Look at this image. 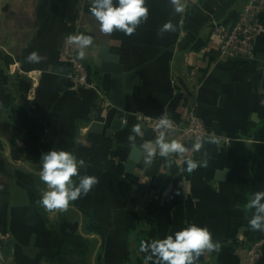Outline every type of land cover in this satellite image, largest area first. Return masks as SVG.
Here are the masks:
<instances>
[{
    "label": "crops",
    "instance_id": "1",
    "mask_svg": "<svg viewBox=\"0 0 264 264\" xmlns=\"http://www.w3.org/2000/svg\"><path fill=\"white\" fill-rule=\"evenodd\" d=\"M178 2L183 12H175L172 0H145L147 19L125 35L100 32L92 0H0V237L9 244L0 264H56L75 234L89 243L86 264H123L128 241L144 259L151 252H140L141 242L189 224L207 227L220 245L204 250L196 264H243L246 246L262 237L249 227L254 210L246 205L264 191V12L257 16L253 58L220 61L211 26L221 1ZM169 21L175 31L160 32ZM79 34L93 38L78 59L95 83L86 92L71 89L61 53L63 40ZM102 50L116 58L122 77L131 75L123 81L129 88L121 108L110 102L112 75L94 63ZM73 51L77 57L75 45ZM33 52L38 62L27 61ZM193 104L208 133L200 151L191 143L183 155L157 154L145 163L143 146L152 135L139 118L166 112L183 122ZM117 111L127 118L112 131ZM93 123L101 128L92 130ZM137 124L143 135L132 132ZM51 150L83 160L79 175L98 180L66 209L40 203L48 190L39 178L41 157ZM133 150L138 162L129 172ZM205 158L207 167L185 171V160ZM15 188L26 194V205H13ZM257 264H264V246Z\"/></svg>",
    "mask_w": 264,
    "mask_h": 264
},
{
    "label": "clouds",
    "instance_id": "2",
    "mask_svg": "<svg viewBox=\"0 0 264 264\" xmlns=\"http://www.w3.org/2000/svg\"><path fill=\"white\" fill-rule=\"evenodd\" d=\"M175 12L184 11V6L178 0H172ZM145 0H118L116 6L113 0H92L89 12L98 21L97 27L104 34H111L113 30L122 31L125 35H131L142 19H147L148 9L144 6ZM175 31L169 21L165 23L160 32ZM69 44L75 45L78 49L77 59H83L84 49L93 44V38L88 35H69ZM40 57L33 52L27 57L29 62H38ZM171 127V122L162 116L159 119L157 128ZM132 132L143 135L141 126H133ZM132 140V137H129ZM157 148L152 147V142H146L143 146L147 151L144 156L145 163H150L155 155L167 158L170 154H183L187 149L177 140L167 141L163 133L156 139ZM134 147L135 144L132 143ZM201 143L192 146L193 151H200ZM205 153V157H206ZM185 171L193 172L198 167H207V159L185 160ZM84 161L78 160L72 153L65 151L51 150L41 157L40 180L46 184L47 191L42 194L40 203L48 210L66 209L69 202L77 200L81 195H87L93 185L98 183L94 176L79 175L78 169L83 167ZM171 166V162H169ZM225 169L220 174L226 173ZM72 177H76L74 181ZM78 181V182H77ZM264 191H257L252 194L246 207L252 212L248 225L253 230L264 232ZM219 243L213 242L212 235L207 227H198L189 224L187 227L166 236L162 240H152L150 243L141 242L139 251L148 252L151 255L144 257V264L151 260L152 264H196L204 250L209 253L219 250Z\"/></svg>",
    "mask_w": 264,
    "mask_h": 264
},
{
    "label": "built area",
    "instance_id": "3",
    "mask_svg": "<svg viewBox=\"0 0 264 264\" xmlns=\"http://www.w3.org/2000/svg\"><path fill=\"white\" fill-rule=\"evenodd\" d=\"M261 12H264V0H247L235 22L229 24L214 22L212 24L211 36L216 42L217 55L220 61H243L253 58V45L257 34V16ZM61 53L70 65L68 78L71 81V89L75 91L93 89L95 83L84 65L76 58L73 45L67 42V37L63 40ZM162 116L171 122V127L157 128ZM139 121L150 131L152 147L157 149L158 146L155 141L161 133H163L165 140H177L184 146L200 143L208 137L206 128L196 113L195 104L187 109L183 122H177L166 112L157 117L141 116ZM218 140L221 141L222 139L219 138ZM3 240L4 238L0 237V241ZM263 246L264 234L245 249L243 264H256L262 255Z\"/></svg>",
    "mask_w": 264,
    "mask_h": 264
},
{
    "label": "trees",
    "instance_id": "4",
    "mask_svg": "<svg viewBox=\"0 0 264 264\" xmlns=\"http://www.w3.org/2000/svg\"><path fill=\"white\" fill-rule=\"evenodd\" d=\"M220 8L214 13L213 20L217 24H229L235 22L247 0H220ZM79 92H86L89 90H76ZM142 241V239H138ZM128 241L129 260L123 264H143L144 259L137 255V250H132ZM251 244V243H250ZM140 245V244H139ZM249 244L246 246V248ZM139 250V246L137 248ZM0 252L3 257L9 254V244L7 241H0ZM90 253V246L86 239L78 234L68 237L62 244L58 256H56V264H86ZM262 257V255H261ZM260 257V259H261ZM259 259V261H260ZM258 261V262H259ZM257 262V263H258ZM256 263V264H257Z\"/></svg>",
    "mask_w": 264,
    "mask_h": 264
},
{
    "label": "water",
    "instance_id": "5",
    "mask_svg": "<svg viewBox=\"0 0 264 264\" xmlns=\"http://www.w3.org/2000/svg\"><path fill=\"white\" fill-rule=\"evenodd\" d=\"M104 50L101 51V54L98 57V60H95V66L96 69H99L102 73H108L112 75L111 78V100L110 102L112 105H114L117 108H121L123 106V101H122V94L123 90H128L129 84L126 82L123 83V81L129 79L131 75L128 76H121L122 73V68L120 65L116 64V58L115 57H107L105 58L104 56ZM103 61L99 63V61ZM98 65V66H97ZM116 99V100H115ZM121 117H126V115H123L122 112L117 111L115 115V120L113 121V125L111 126L112 131H118L121 127L118 126L119 124V119ZM101 125L98 123H93L92 125V130L100 129ZM137 150H133L134 157H130L129 161L127 163V169L130 172V170L134 167L135 163L138 162L136 158V153L137 155L139 154ZM12 201L14 206H24L27 204L28 199L26 194L19 188H15L12 192Z\"/></svg>",
    "mask_w": 264,
    "mask_h": 264
}]
</instances>
